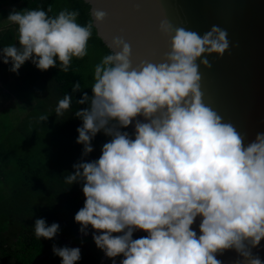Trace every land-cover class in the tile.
<instances>
[{"label":"clouds","instance_id":"9594fccd","mask_svg":"<svg viewBox=\"0 0 264 264\" xmlns=\"http://www.w3.org/2000/svg\"><path fill=\"white\" fill-rule=\"evenodd\" d=\"M49 13L51 4L7 15L5 27L17 26L18 40L0 48L10 72L19 75L31 61L40 71L58 67L67 74L73 58L88 55L93 21L107 15L92 8V19L81 25L79 10ZM159 30L170 45L161 61L133 65L130 44L114 37L94 66L92 95L76 101L89 105L75 112L82 120L76 140L82 158L64 182L82 184L84 206L74 217L79 232L87 236L91 226L96 247L112 264L116 257L119 264H222L217 256L226 250L242 258L235 264H264L252 253L264 240V132L245 144L247 134L207 106L201 91L200 66L210 69L207 57L229 50L227 31L213 25L201 35L167 18ZM77 91L79 81L72 86ZM71 105L65 94L57 119ZM48 118L42 114L38 122ZM129 126L134 135L122 131ZM100 132L111 139L98 159L85 161ZM198 218L199 232L193 229ZM59 231L58 223L35 220L37 240ZM136 231L146 235L134 239ZM52 251L61 264L81 259L79 247L53 245Z\"/></svg>","mask_w":264,"mask_h":264},{"label":"trees","instance_id":"16d2710c","mask_svg":"<svg viewBox=\"0 0 264 264\" xmlns=\"http://www.w3.org/2000/svg\"><path fill=\"white\" fill-rule=\"evenodd\" d=\"M10 1L17 10H47L50 4L53 13L64 8L79 10L78 23L85 25L90 20L89 7L83 0ZM10 44H18L15 25L0 34V48ZM106 54V47L93 28L88 55L73 58L67 74L58 67L40 71L27 61L17 75L9 71L10 64L0 61V264H61V258L53 254V245L79 247L81 259L76 264H112V259L96 247L91 226L84 236L74 220L84 206L82 184L64 182L74 172L73 164L82 158L83 145L76 143L82 120L75 112L89 105L76 101L84 92L92 95L94 66ZM77 81L81 91L73 93L72 86ZM13 94H17L23 106L7 104ZM65 94L72 96V105L57 119L54 110ZM42 114L49 116L47 122H38ZM110 139L103 132L98 133L92 140L93 152L84 160L98 159L103 144ZM37 218L45 219L47 225L58 223L57 236L37 240ZM145 235L133 234V238ZM115 259L119 264L122 257Z\"/></svg>","mask_w":264,"mask_h":264},{"label":"water","instance_id":"95a60500","mask_svg":"<svg viewBox=\"0 0 264 264\" xmlns=\"http://www.w3.org/2000/svg\"><path fill=\"white\" fill-rule=\"evenodd\" d=\"M83 3L104 11L102 22H95L96 36L106 47L114 37H122L132 49L133 65L140 61H161L169 50V38L160 30L167 18L177 27L203 34L213 25L227 31L229 50L223 57H207L212 67L200 66L203 102L225 122L246 133L245 144L264 132V0H92ZM199 63V61H197ZM139 119H143L140 117ZM122 131L134 135V127ZM199 218L193 229L199 232ZM145 232L136 231L134 235ZM264 261V240L252 249ZM217 259L235 264L239 257L226 250Z\"/></svg>","mask_w":264,"mask_h":264},{"label":"rangeland","instance_id":"374dc122","mask_svg":"<svg viewBox=\"0 0 264 264\" xmlns=\"http://www.w3.org/2000/svg\"><path fill=\"white\" fill-rule=\"evenodd\" d=\"M11 5L12 4H11L10 0H0V20L2 19L1 15L2 16H7L9 14L11 9L13 8V6H11ZM17 99H18L17 94H13L12 95V100L9 101L7 104H12V103L16 104V103H18L20 106H23V103L21 101L17 100ZM18 115L23 116V113L18 112Z\"/></svg>","mask_w":264,"mask_h":264},{"label":"crops","instance_id":"0c3cea01","mask_svg":"<svg viewBox=\"0 0 264 264\" xmlns=\"http://www.w3.org/2000/svg\"><path fill=\"white\" fill-rule=\"evenodd\" d=\"M6 17L7 16H2V19L0 20V34H2L5 30L11 27V25H8L7 27H5Z\"/></svg>","mask_w":264,"mask_h":264}]
</instances>
